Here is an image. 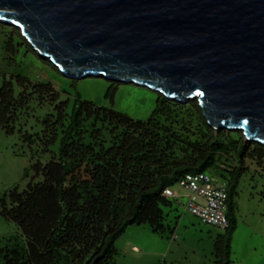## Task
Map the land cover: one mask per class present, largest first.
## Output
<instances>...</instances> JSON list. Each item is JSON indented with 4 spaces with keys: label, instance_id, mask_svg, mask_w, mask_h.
<instances>
[{
    "label": "trees",
    "instance_id": "trees-1",
    "mask_svg": "<svg viewBox=\"0 0 264 264\" xmlns=\"http://www.w3.org/2000/svg\"><path fill=\"white\" fill-rule=\"evenodd\" d=\"M13 29L11 43L18 40L43 60L21 31ZM17 81L19 95L14 81H6L0 90V133L19 131L38 150L28 188L16 189L3 201L1 214L19 226L25 239L23 247L9 252L6 264H115L116 244L130 227L172 232L165 208L175 205L164 196L168 188L189 174L212 171L230 189L231 225L218 237L215 255L218 264H232L240 184L249 161L264 169V145L247 141L242 132L216 131L195 102L184 104L159 94L151 118L135 121L81 97L71 111L52 84L27 77ZM46 105L54 113L42 120L43 135L25 130L32 109ZM46 155L50 160L44 163ZM232 159L237 166L222 169ZM30 175L28 170L25 177Z\"/></svg>",
    "mask_w": 264,
    "mask_h": 264
},
{
    "label": "water",
    "instance_id": "water-1",
    "mask_svg": "<svg viewBox=\"0 0 264 264\" xmlns=\"http://www.w3.org/2000/svg\"><path fill=\"white\" fill-rule=\"evenodd\" d=\"M0 23L70 79L197 101L264 145V0H0Z\"/></svg>",
    "mask_w": 264,
    "mask_h": 264
},
{
    "label": "rangeland",
    "instance_id": "rangeland-1",
    "mask_svg": "<svg viewBox=\"0 0 264 264\" xmlns=\"http://www.w3.org/2000/svg\"><path fill=\"white\" fill-rule=\"evenodd\" d=\"M13 31L12 26L0 24V90L6 81H14L19 95L21 88L17 79L27 77L33 82L52 84L61 93L62 101L69 102L71 111L79 97L84 102L115 110L135 121H148L157 109L159 94L148 88L115 83L104 78L73 80L66 77L60 70L48 65L50 60L38 54L43 59L40 60L18 40L15 39L11 43ZM53 113V107L50 105L35 106L25 130L42 136L44 132L42 120ZM194 125V130H197L196 122ZM34 150H38V147L31 148L26 144L19 131L14 135L0 133V264H6L10 251L25 244L19 226L5 218L1 214V209L3 201L11 192L16 189L24 192L28 188L35 175L32 170L35 162ZM41 160L47 163L50 158L46 155ZM235 166L237 161L232 159L224 162L222 169ZM248 167L250 170L244 176L239 188L238 203L242 215L235 234V249L247 241V226L264 228L262 216L264 215V169L250 161ZM28 170L31 171L30 178L25 177ZM210 174L222 180L216 171ZM188 202L187 197L183 195L180 200L174 201L173 208H165L166 215L173 210H179L185 218L180 229V240H175L170 232L165 235L157 234L149 225L130 227L116 244L118 255L115 264H163L172 261L179 264H215L217 258L213 253H215L216 240L219 235L226 233L192 216L186 208ZM167 219L166 225L175 224L174 216ZM135 247L139 248V252Z\"/></svg>",
    "mask_w": 264,
    "mask_h": 264
},
{
    "label": "built area",
    "instance_id": "built-area-1",
    "mask_svg": "<svg viewBox=\"0 0 264 264\" xmlns=\"http://www.w3.org/2000/svg\"><path fill=\"white\" fill-rule=\"evenodd\" d=\"M176 187L190 194L187 204L189 213L219 230L227 231L230 228V189L227 181L218 180L210 173L189 174ZM176 187L168 188L164 196L176 198Z\"/></svg>",
    "mask_w": 264,
    "mask_h": 264
},
{
    "label": "crops",
    "instance_id": "crops-1",
    "mask_svg": "<svg viewBox=\"0 0 264 264\" xmlns=\"http://www.w3.org/2000/svg\"><path fill=\"white\" fill-rule=\"evenodd\" d=\"M175 193L177 197L174 198L173 201L180 200L183 197V195H185L188 200L190 198V194L181 187H176ZM263 196H264V192H263ZM241 215H242L241 209L238 203V222H240L239 218ZM173 216L175 218V224L169 226L172 229V232L170 233L172 234L173 238H175V240H180L181 239L180 229L183 227L185 218L184 216L181 215V212L179 210H173L170 212V214L166 215L167 218H172ZM262 216L264 217V215ZM234 240H235V235H234ZM234 240H233L232 264H264V228L259 229L252 226H247V241H245V244L239 247L238 249H235L234 247L235 245ZM135 250L139 252L138 247H135ZM213 256L216 257L215 253H213ZM167 264H179V263L176 261H172L171 263H167ZM215 264H218V262H216Z\"/></svg>",
    "mask_w": 264,
    "mask_h": 264
}]
</instances>
